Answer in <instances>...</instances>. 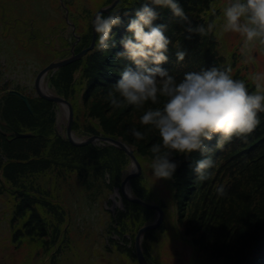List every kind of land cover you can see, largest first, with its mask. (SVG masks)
Instances as JSON below:
<instances>
[{"label": "trees", "instance_id": "1", "mask_svg": "<svg viewBox=\"0 0 264 264\" xmlns=\"http://www.w3.org/2000/svg\"><path fill=\"white\" fill-rule=\"evenodd\" d=\"M209 1L179 0L189 17L191 26L194 28L203 24L206 27V31L200 34L189 33L187 31L188 24L177 21L170 9L153 5L159 12L157 20L153 23L161 24L165 19L166 35L170 38L166 53L168 60L162 64V67L172 72L177 79H182L185 72L209 68L211 64H219V60L222 59V68L231 66L233 76L245 80L250 91H256V84L251 80L249 74H241L238 69H233L237 61L231 57L229 52L225 53L229 56L228 61L224 59V55H219L218 45H223L218 39L219 33L216 32L214 17L209 14L211 8L203 17L197 13L201 8L210 7V4L207 5ZM134 2L135 4L126 8L123 7L125 2L120 0L118 9L121 8L119 14L122 21L127 16L133 18L136 9L142 5L143 0H135ZM116 10L117 8L112 11ZM191 12H196L199 16ZM132 14L134 15L132 16ZM196 17L199 18L197 21L194 20ZM118 26L112 29V33H116L115 35L120 29ZM229 33L240 35L235 32ZM187 34L192 36L188 42L184 39ZM122 40L121 37L115 36L112 39L114 42L110 48L113 54L111 57L109 55L104 56V53L95 46L81 60L61 68L54 79L57 81L55 85H57L58 96L73 106L72 131L80 136L85 133L90 136L96 135L118 140V134H122V141L128 139L124 136L126 131L118 132L121 125L125 123L124 112L121 113V116L118 115L119 118L115 114L108 116L111 107H104L98 98L101 96H97V94L101 95L107 92L105 87L109 86L111 90L116 88L115 85L122 79L123 70L131 63L126 57L120 55L121 52L126 51L121 43ZM84 45L86 46V43ZM239 45L241 44L239 43L236 48ZM175 46L185 50L186 54L183 61H177ZM254 46H256L254 49L260 47L264 53V45L256 42ZM224 50L225 47L222 51ZM76 70L79 73L77 74L79 81L77 89L75 88ZM92 88H96L98 92L93 90L88 93ZM15 90L20 92L18 89ZM75 90L78 93H75ZM79 90L83 93L87 103L95 92L96 97H93L95 102L92 103L89 119H97L100 122L101 131L98 129V124L94 126L89 122L90 124L86 126L85 131L80 133L79 115L74 111V102L77 103L78 96L81 95ZM9 91L3 89L0 91V95L4 94L3 96H5L0 98V101L3 100L1 112L6 129V132H0V170L3 178L16 188L13 193L20 201L15 208V217L11 222L13 225L17 219L22 218L24 233L33 237L34 240H42L48 232L44 229V220L41 219L42 210L39 208L41 206L50 208L52 201L42 191L39 192L31 178L41 176L44 173L55 172V170L62 178L70 176L71 173L78 175V173L90 174L93 172L97 176L102 175L103 177L104 174L109 176L110 184L106 188H120L123 180L121 172L127 163V155L112 145L103 148H96L93 144L81 147L72 145L66 138L56 133L52 113L49 109L54 106V103L34 94L31 96L20 92L26 95L29 100L32 108V113H30L18 97L9 95ZM120 99H123V96ZM132 108L129 107L125 111L126 116L132 112ZM122 127L124 128L123 125ZM144 127L145 125L139 129L143 131ZM11 130L19 133H30L33 136L25 139H13L9 134ZM154 130V127H146L144 130L145 137L141 139L140 143H137L138 153L150 159L153 158L154 153L149 143L144 145V139L153 136ZM150 142L155 145L157 141L153 139V142ZM206 145L210 151L206 153L194 152L191 157L186 156L187 161L176 160L179 167L171 178L172 181L170 180V191L174 196L173 199L168 190L171 202L172 204L174 202L178 211H183L185 215L183 220L180 219V223L185 229L184 234L193 237L194 243L199 248L202 247L201 242L203 240L215 242V246H219L217 254L223 256L224 259L222 264H264V112L259 113V123L245 137L224 140L220 146H218L217 139L214 138L211 141H206ZM169 151L172 150L169 149ZM133 153L139 162L138 159L140 158L135 151ZM176 154L177 152L172 151V155ZM205 156H213L216 164L213 169L209 170V178L201 180L195 171V165L199 159ZM143 176L144 171H141L139 176L130 180L129 184L133 187V194L147 203H155L159 200L158 197L156 198L157 195L154 196L152 193L151 196L145 197V189H140L139 185L143 181ZM71 177L75 179V176ZM28 184L30 187L27 186ZM221 187L225 189L223 193L220 191ZM124 203L127 205L126 209L133 206L137 211L128 213L126 210L124 218L121 217V225H125V220L131 221L133 234H137L141 227L150 223L154 211L142 208L126 199H124ZM157 204L163 210L161 203L157 202ZM187 205L190 206L189 209L195 207L199 214L186 213ZM208 214L211 219H207ZM197 216H202V220H198ZM198 228L200 229L195 232ZM123 231L125 232V230ZM151 232L148 231L145 235H149ZM214 232L215 234L212 235ZM199 233L201 236L197 237ZM21 234L14 233L12 241L17 240ZM54 236L52 237L53 241H55L57 234ZM222 242L224 244L220 246ZM208 246L209 248L212 247L211 245ZM12 249L15 248L12 247ZM219 258H216L217 263L220 261Z\"/></svg>", "mask_w": 264, "mask_h": 264}, {"label": "rangeland", "instance_id": "2", "mask_svg": "<svg viewBox=\"0 0 264 264\" xmlns=\"http://www.w3.org/2000/svg\"><path fill=\"white\" fill-rule=\"evenodd\" d=\"M134 1L121 0V2H125L123 7L126 8L135 4ZM112 2L113 0H0V91L2 89H18L24 94L36 95L34 80L38 72L51 62L70 57L71 51L77 54L82 49L87 48L92 40V20L95 14ZM226 2L227 0H210L207 4H210V7L207 9L206 7L201 8L197 13L203 17L211 8L209 14L214 17L216 32L219 33L218 39L223 45H218L219 55H224V59L228 61L229 56L225 53L229 52L231 57L237 61L233 69H238L241 74H249L251 80L256 84L257 82L252 79V74L257 71H264V53L260 47L254 49L256 47L254 43L245 44L243 36L231 35V33L222 29V10ZM180 4L183 8L182 3ZM119 5L120 0L112 10L117 8L120 11L121 8L118 9ZM112 10L109 12H113ZM108 13L104 14L107 15ZM191 13L198 15L196 12ZM131 19L130 16H127L122 21L118 26L120 29H118L117 35L114 32L112 33L113 38L115 36L124 39L125 36L130 35L126 32ZM198 19L196 17L194 20L197 21ZM176 20L178 21L177 18ZM124 21L126 24H123ZM164 23L165 19L161 24ZM191 37L187 34L184 39L188 42ZM97 41L96 34L95 46H97ZM239 43L241 45L236 48ZM223 47H225L224 51H222ZM77 50L79 51L76 52ZM100 51L106 57L113 55L111 49H100ZM249 55L253 59L250 60ZM211 66L222 68V59L219 60V64H211ZM60 69L50 71L43 79V85L46 86L48 92L57 96V85H55L57 81L54 79ZM77 74L79 73L75 74V79L77 77L76 89L79 83ZM105 88L107 92L101 95L97 94V96H101L98 98L104 107H111L108 116L115 114L119 118L121 113L124 112L125 123L122 124L124 128L121 125L118 132L121 130L122 132L126 131L127 133L124 136L128 139L122 141V134H120L121 136L118 134V140L129 146L140 158L138 159L140 161L137 162L141 171H144L143 181L139 185L140 189H145V197L151 196L152 193L154 196L157 195L156 198L159 199L157 202H160L163 206L164 219H162L161 224L156 229L149 230L152 232L149 235L144 234L145 236L142 238L141 245L147 263L204 264L206 261L205 264H222L224 259L223 256L217 254L219 246H215V242L203 240L201 242L202 247L199 248L194 243L193 237L184 234L185 229L180 223V219L183 220L185 215L183 211H178L174 202L173 204L171 202V197L174 199L170 191L171 178L157 179L153 176L151 159L138 153L137 143H140L141 139L136 138L130 131V129H139V127L144 126L142 117L147 109L161 107L166 98L161 97L159 104L149 102L144 108L139 106L135 108L137 105L126 101L116 105L112 102L114 98L112 94L116 93L118 98H121L122 94L116 88L112 87V90L109 89V86ZM93 90H96V88L90 89L88 93ZM95 92H93L92 100L90 99L88 103L84 100L82 92L78 96L77 103L74 102V111L79 115L80 133L85 131L86 126L90 124L89 122L94 126L98 124V129L101 131L100 122L97 119H89L92 103L95 102L93 100V97H96ZM75 93H78L77 90H75ZM3 95L1 94L0 98L5 97ZM2 103L3 100L0 101V132L6 130L1 112ZM129 107L135 109L132 108V112L126 116L125 111ZM49 109L52 113L56 133L66 138L65 109L58 104H54ZM148 126L154 127L145 125L143 131ZM154 129V135L144 139V145L149 143L152 148L154 144L150 141L153 142V139L157 141L156 144L162 145L163 143L159 130L155 127ZM74 135L77 139L82 140L91 137L85 133L80 136L74 132ZM93 146L103 148L108 144L97 142ZM165 151H169V149H165ZM173 156L174 160L187 161L186 155L178 152ZM126 159L127 163L121 172L122 179L129 173L131 167H133L132 171H136L128 156ZM65 174L68 176L67 173ZM1 176L2 172L0 170V264H138L134 247L136 233L133 234L131 221L125 220V225H121V217L124 218L126 210L128 213L137 210L133 206L126 209L127 205L124 203L120 188H106L110 184L107 174H104L103 177L100 175V177L93 172L90 174L78 173V175L71 173L70 176L62 178L55 170V172L44 173L41 176L31 178L39 192L42 191L52 201L50 208H44V206L39 208L42 210L41 219L44 220V229L48 232L42 240H34L33 237H29L24 233L23 229L25 228L22 226V218L17 219L12 225L11 221L15 217V208L20 201L13 193L16 188ZM71 176H75V179ZM27 186L30 187L29 184ZM126 188H128L127 192H131V195L134 196L133 187L130 185ZM115 190H118L117 195L114 193ZM157 202L149 204L158 205ZM186 207H188L186 213L199 214L195 207H191V209H189V205ZM201 215L203 216V213ZM202 216H197L198 220H202ZM207 216V219H211L209 214ZM155 218L156 213L154 211L150 223ZM199 229H196L195 232ZM14 233H17V235L22 234L17 240L12 241ZM55 234L57 236L53 241L52 237H55ZM214 234L215 232L212 235ZM200 236L201 233L197 237ZM223 244L224 242L220 246H223ZM208 245L212 247L209 248ZM9 247L15 249L11 250ZM217 257H220L218 263Z\"/></svg>", "mask_w": 264, "mask_h": 264}, {"label": "clouds", "instance_id": "3", "mask_svg": "<svg viewBox=\"0 0 264 264\" xmlns=\"http://www.w3.org/2000/svg\"><path fill=\"white\" fill-rule=\"evenodd\" d=\"M153 5L170 9L178 20L188 24L189 33H204L206 27L200 24L193 28L179 0H143L128 23L130 35L121 41L126 51L120 55L131 63L115 85L124 99L113 93L112 102L120 105L126 101L144 108L149 102L159 104L161 97L166 98L163 107L148 108L142 121L144 125L157 128L163 139V145L157 143L152 148L153 176L170 179L179 167L172 151L188 157L194 152L206 153L210 151L206 141L215 138L220 146L224 140L243 138L255 128L259 113L264 112V71L252 74V79L257 82L256 91H250L245 80L235 78L231 66L189 71L182 79H177L162 67L168 60L170 38L166 35L167 25L153 23L159 16ZM222 11L224 31L240 34L245 44L258 42L264 45V0H227ZM121 23L119 10L107 15L103 12L95 14L92 26L99 49L112 47L113 26ZM175 47L177 61H183L185 50ZM249 59L253 57L249 55ZM130 131L136 138L145 137V132L140 129ZM215 164L213 156L199 159L195 165L199 179L207 180L209 170ZM220 191L223 193L225 189L221 187Z\"/></svg>", "mask_w": 264, "mask_h": 264}, {"label": "water", "instance_id": "4", "mask_svg": "<svg viewBox=\"0 0 264 264\" xmlns=\"http://www.w3.org/2000/svg\"><path fill=\"white\" fill-rule=\"evenodd\" d=\"M117 2H118V0H113V2L109 6L100 9L98 12L108 13L110 10H112L115 7ZM95 36H96V33L94 32L93 26H92V40H91L90 45L87 48L82 49L77 54H75L74 52L71 51L70 57L63 59V60H60V61L51 62L46 67L41 69L38 72V74L34 80V90H35L36 96H38V97H40L46 101L52 102L54 104H58L65 109L66 121H67L65 134H66V139L69 141V143H71L74 146H80L81 147V146H88L91 144H95L97 142H99V143L104 142L108 145H112V146L120 149L129 157V159L131 161V165L135 167L136 171H132V172L128 173L124 177V179L122 180L121 185H120L121 195L124 199H126L132 203L138 204L142 207H145L147 209H152L156 213V218L152 223L144 225L143 227H141L138 230V232L135 236V241H134L135 253H136V258L138 260V264H148L145 257H144V254H143V249H142V245H141L142 238L147 231L154 230L161 224L162 219H163V211L158 205L146 203L145 201H143L139 198H135L134 196L131 195V192H129V191L127 192L125 190L126 187H130L129 181L132 178L139 176L141 173L140 165L137 162L135 156L133 155V150L129 146H127L126 144L121 142L120 140L112 139V138H108V137H103V136L94 135V136L88 137L84 140L77 139L76 136L74 135V132L72 131L73 108H72L71 104L67 100H65L62 97L57 96L55 94H51V93L45 94L41 90V87H40V85H42V83H43L44 77L50 71L53 72L55 70H58L60 68L65 67L67 65H70L74 62H77L81 58H83L88 51L93 50V48L95 46ZM9 95L18 97L23 102V104L25 105L27 110L30 113H32V108H31V105H30L29 100H28L26 95H24V94H22L16 90H10ZM9 134L11 135V137L13 139H25V138H30L33 136L30 133H19L17 131H12V130L10 131ZM114 193H115V195H117L118 190H115Z\"/></svg>", "mask_w": 264, "mask_h": 264}, {"label": "bare ground", "instance_id": "5", "mask_svg": "<svg viewBox=\"0 0 264 264\" xmlns=\"http://www.w3.org/2000/svg\"><path fill=\"white\" fill-rule=\"evenodd\" d=\"M40 87H41V90H42L45 94L49 93L48 90H47V88H46V86H44L43 83H42V85H40ZM132 170H133V167L130 168L129 173L132 172ZM125 190L127 191L128 188H125Z\"/></svg>", "mask_w": 264, "mask_h": 264}]
</instances>
